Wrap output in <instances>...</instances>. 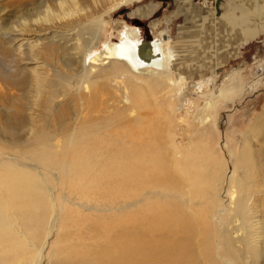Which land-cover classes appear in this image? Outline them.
Segmentation results:
<instances>
[{"label":"bare ground","instance_id":"obj_1","mask_svg":"<svg viewBox=\"0 0 264 264\" xmlns=\"http://www.w3.org/2000/svg\"><path fill=\"white\" fill-rule=\"evenodd\" d=\"M52 1L9 40L19 67L33 66L24 106L0 114V264H264V106L236 153L228 147L230 170L197 138L167 134L169 120L127 116L136 101L126 74L155 79L171 58L160 44L126 32L89 54L104 16L139 0ZM27 23L57 25L63 42L68 29L75 43L57 31L24 39ZM55 44L62 72L39 62ZM12 79L0 74V98L17 90Z\"/></svg>","mask_w":264,"mask_h":264},{"label":"rangeland","instance_id":"obj_2","mask_svg":"<svg viewBox=\"0 0 264 264\" xmlns=\"http://www.w3.org/2000/svg\"><path fill=\"white\" fill-rule=\"evenodd\" d=\"M181 1L184 7L181 10L177 0H139L119 6L104 16L99 45L89 54L99 53L104 43L117 44L126 32L131 37L155 40L160 44L163 48L161 51L170 53L171 58L163 64L162 69L156 70L155 79L146 81L143 76H133L138 75L135 72L126 74L133 76L132 85L127 86L126 93L136 101V109L127 116L154 118L160 123L169 120L166 123L170 128L168 130L166 126L167 134L170 130L174 134L176 132L178 137L186 139L183 143L191 140L192 146L193 139L197 138L196 148L200 150L205 147L203 150L207 155L220 157L217 161L231 170L234 161L227 149L232 148L236 153L241 134L264 106V0ZM52 4V0H0V74L13 76L10 82L17 84V90L4 92L0 98V114H7L8 118L7 110L23 107L27 95H30L27 88L32 78L27 69L33 66L27 62V66L19 67V57L14 52L16 43H9V40L22 33L26 20L34 21L44 6ZM27 25L30 28L24 39L32 41L36 34L43 37L50 31H57L54 37L59 42H67L66 47L75 43L71 40L74 32L70 34L68 29L63 42L59 39L62 29L57 25L52 28L48 24H44L45 27L37 23ZM76 39L79 45L83 41L82 36ZM53 49V54L43 56L39 62L56 66L58 72H62L61 60L64 55L56 44ZM82 50L87 53L83 47L80 48ZM72 52L76 53L77 50ZM49 73V77H52V73ZM96 74L92 73L94 76ZM22 78L26 81L20 84L18 79ZM98 81L101 83L104 80ZM117 82H122V77ZM110 85L114 90L115 83L112 81ZM121 101V106L129 104L126 98ZM111 102L115 105L117 99ZM207 103L210 107L204 110ZM105 115L112 116V112ZM0 118L2 123L3 117ZM201 120L204 122L200 123ZM227 209L228 202L224 201L219 218H224ZM214 228L217 235L221 227L215 222Z\"/></svg>","mask_w":264,"mask_h":264},{"label":"built area","instance_id":"obj_3","mask_svg":"<svg viewBox=\"0 0 264 264\" xmlns=\"http://www.w3.org/2000/svg\"><path fill=\"white\" fill-rule=\"evenodd\" d=\"M210 2V0H201V2H203V3H206V2Z\"/></svg>","mask_w":264,"mask_h":264}]
</instances>
